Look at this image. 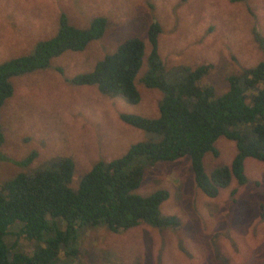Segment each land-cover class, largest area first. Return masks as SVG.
Returning <instances> with one entry per match:
<instances>
[{
    "label": "rangeland",
    "instance_id": "374dc122",
    "mask_svg": "<svg viewBox=\"0 0 264 264\" xmlns=\"http://www.w3.org/2000/svg\"><path fill=\"white\" fill-rule=\"evenodd\" d=\"M61 14L79 27L103 16L107 26L83 50H67L47 67L11 78L13 93L0 109V189L16 174L34 173L60 158L73 161L70 186L76 189L95 162L120 157L133 143L151 138L120 119L123 113L159 115L162 92L142 82L151 22L161 27L157 51L164 71L209 63L199 84L211 85L215 96L228 89L229 75L264 58L255 40V32L264 36V0H0V63L29 54L38 41L52 37ZM132 36L146 46L135 77L138 103L71 82ZM214 144L217 155L207 152L203 158L207 173L229 165L237 152L225 137ZM244 172V183L232 177L210 197L197 186L189 156L147 163L135 192L166 190L160 214L175 216L178 223H143L117 232L104 224L81 229L76 257L67 259L62 252L65 261L57 264H264V162L248 157ZM17 232L18 225L11 226L5 241L26 254L42 244Z\"/></svg>",
    "mask_w": 264,
    "mask_h": 264
},
{
    "label": "trees",
    "instance_id": "16d2710c",
    "mask_svg": "<svg viewBox=\"0 0 264 264\" xmlns=\"http://www.w3.org/2000/svg\"><path fill=\"white\" fill-rule=\"evenodd\" d=\"M106 26L103 16L79 27L61 14L52 37L38 41L31 53L0 63V109L13 93L12 77L47 67L51 59L67 50H83L104 34ZM160 30L158 22L148 27L151 48L148 70L142 77L147 87L163 94L159 115L149 118L120 114L122 121L151 134V138L133 143L120 157L95 162L76 189L70 186L74 172L70 158L56 159L34 173H19L4 181L0 189V264H57L65 261L61 259L62 252L67 259L75 258L74 242L79 231L90 226L104 224L117 232L143 223L155 227L176 225L175 216L160 214V205L168 197L166 190L148 195L135 192L147 163L189 156L197 186L214 197L219 188L230 184L232 177L239 183L246 181V158L264 162V58L229 75L228 89L215 96L211 85L199 84L212 68L209 63L164 71L157 51ZM255 33L264 52V36ZM145 48L141 38H125L90 71L73 76L71 82L95 85L102 93L138 103L135 77ZM219 137L234 141L237 152L229 165L217 166L207 173L203 158L207 152L217 155L214 143ZM3 139L0 123V145ZM13 225H18V236L42 244L30 254L8 245L5 236Z\"/></svg>",
    "mask_w": 264,
    "mask_h": 264
}]
</instances>
